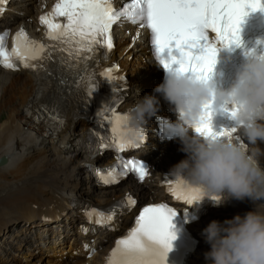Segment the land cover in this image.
Segmentation results:
<instances>
[{
    "label": "snow or ice",
    "instance_id": "6c2138e0",
    "mask_svg": "<svg viewBox=\"0 0 264 264\" xmlns=\"http://www.w3.org/2000/svg\"><path fill=\"white\" fill-rule=\"evenodd\" d=\"M264 10V0H130L119 10L113 7L112 0H57L51 12L40 17L41 24L46 26V38L59 42L69 51L70 55L80 59L82 52L92 53L96 46L107 50L113 48L112 27L122 17L147 28L151 32V44L161 63L168 70H173V64H179L175 71L191 73L202 80L211 79V73L217 63L219 48L240 46L242 44L241 25L249 11ZM60 18H66V21ZM209 32L215 33L210 37ZM7 33L0 34V66L18 70L19 66L37 71L38 74H49L43 61L53 59L52 52L47 51L44 43L29 38L21 28L14 37V46L9 50L6 46ZM178 49L179 56L173 54ZM200 49V51H196ZM56 50V49H53ZM168 50V57L163 53ZM252 50L248 55L254 54ZM86 61L87 56L83 57ZM41 61L40 63H34ZM64 63L63 58L60 61ZM85 68L87 65L85 64ZM118 66L106 68L101 73L108 81L117 79L113 75ZM94 75V74H93ZM93 75L87 77L89 83L86 94L91 97L94 85ZM81 81L84 77L80 78ZM122 79V77H121ZM64 81L61 80V84ZM79 87V85H77ZM117 91L113 87V92ZM118 103V101H117ZM213 104L206 106L201 121L195 130L204 136H227L230 140L240 142L247 147L239 137H234L236 129H223L217 132L212 127L214 114ZM233 117L236 108L231 110ZM107 113V114H106ZM101 122L110 125L109 135L97 136L95 147L89 144L93 154L102 153L106 148H115L118 153L128 148L139 147L137 140L128 137L125 127L129 114H121L115 107L105 106L97 113ZM63 124V119L53 117ZM140 133L144 129L139 130ZM129 172H135L143 181L148 173L146 164L137 159L125 160L122 156L111 167L94 168L98 183L111 185L118 183ZM169 193L178 201L192 204L203 198V192L188 186L183 180L166 181ZM219 199V197H213ZM136 204L135 199L126 194L117 208L131 209ZM116 209L105 213L92 209L86 212L88 218L96 216V223L111 224ZM177 210L167 203L151 204L143 207L136 217L135 226L128 234L116 241L107 264H168V253L173 248L176 239L174 217ZM87 231V229H85Z\"/></svg>",
    "mask_w": 264,
    "mask_h": 264
},
{
    "label": "bare ground",
    "instance_id": "6f19581e",
    "mask_svg": "<svg viewBox=\"0 0 264 264\" xmlns=\"http://www.w3.org/2000/svg\"><path fill=\"white\" fill-rule=\"evenodd\" d=\"M23 1V9L17 4V0L10 5L15 9L13 10L15 22L17 25H22V21L28 22L27 18H32L34 25L30 29H33L31 31L34 35L41 36L42 29H40L41 27L38 28V16L33 11L34 8L35 11L37 8L39 10V7L44 4V0ZM51 1L49 0V2ZM129 41L128 37H121L118 40L117 48L113 51L109 62L113 59L123 58L119 59L121 70L117 74L126 70L132 74L133 81H140L139 85L134 87V91L137 92L136 96L144 95L140 85L145 87L147 93H151L160 84L161 72L151 60L144 61L150 57V54L147 46L143 44L135 47H139L140 56L145 64L140 69L134 67V64L129 61L130 55L134 52L130 51L129 56L125 57V50ZM103 65L102 62H95L87 73L81 75L84 77L83 81H81V77L74 78L68 75L65 79L56 73L50 81L51 85L48 86V92H44L43 97L41 96L43 82L38 74L29 70L14 72L0 68V158L2 156L8 157L5 164H0V192L10 196L7 200H0V237H5L9 229L16 228L21 223H25L24 225L30 223L29 229L37 228L39 230L37 237H41L46 229L50 228V224L43 221V217L49 214H59L58 212H60V216L73 213L74 210L71 211L73 202H77L79 205L80 202H83L80 206H84L87 200H94L93 193L95 192L101 193L100 197L96 199L98 203L111 204L116 198L125 195V190L131 191L129 182L117 187L102 188L89 174L87 179L91 184L92 192L88 191L90 188L84 190L83 186L88 182L82 177V174L88 172L87 163L94 162L97 158L93 159L90 155H85L82 158L81 154L74 155L77 141L89 136L93 122L82 117L79 113L82 93L74 92L73 87L79 85L85 88L86 92L89 83L86 78L92 71L102 70ZM136 74L144 75V77L140 79ZM61 80L64 81L63 84H61ZM128 85L129 90L132 91L130 81L129 83L124 82L120 86L124 91ZM54 98L59 99L66 116L64 127L60 132H54L55 130H52L51 127L35 120L36 114L41 111L42 103L54 100ZM131 99L132 96L129 95L120 109L132 107L136 100L132 102ZM171 108L169 103L161 97L159 110L166 111ZM173 142L177 141L155 142L153 146L148 145L144 150L146 151L144 155L152 162L153 169H155L154 174L157 177H155V182L152 185H148L147 178L137 185L135 190L143 203L150 201L149 198L156 201L159 200V197L165 196L166 187L164 190L160 187L163 179L167 178L164 174L165 170L171 172L175 164L186 158L187 154L180 150L181 144L173 147ZM170 150L174 153L172 154ZM36 161H40V166H32ZM15 166L18 167L15 168ZM34 167H38V169ZM139 205L140 203L135 210L128 211L124 219L122 218L124 226L131 223L133 214L138 210ZM253 208L254 204L250 200L240 201L232 198V204L209 207L208 216L203 217L197 226L205 227L214 219L223 222L225 219L234 217L238 213L243 214ZM57 224L60 227V224ZM117 233L111 232L110 234ZM75 235L78 236L77 230H75ZM23 241L21 242L23 243ZM111 241L112 237L109 238L107 247ZM19 250L20 252L23 250L22 244L19 246ZM208 250L201 247L203 254L197 258L194 256L191 264H206L204 254ZM70 251H73L71 246ZM46 252L47 250L42 253L45 254ZM1 254L0 264H13L9 263L8 257ZM29 255L32 256L33 254ZM23 257L28 258L29 256L24 254ZM77 258L74 263V258H70L68 261L56 259L52 264H84V260H81L80 257ZM17 262L15 259V263ZM37 262L48 264L44 256L30 264H37ZM87 262L97 264L98 256L94 255Z\"/></svg>",
    "mask_w": 264,
    "mask_h": 264
},
{
    "label": "clouds",
    "instance_id": "9594fccd",
    "mask_svg": "<svg viewBox=\"0 0 264 264\" xmlns=\"http://www.w3.org/2000/svg\"><path fill=\"white\" fill-rule=\"evenodd\" d=\"M161 97L176 113L174 121H167L169 138L177 139L187 154L172 167L171 176L200 189L217 206L227 198L254 204L243 214L223 222L214 219L203 229L210 245L206 264H264V53L248 55L228 88L218 87L212 77L202 80L166 70L164 80L132 106L125 124L129 138L139 139V130L158 113ZM217 101L236 108L234 118L243 126L247 147L195 130L206 106Z\"/></svg>",
    "mask_w": 264,
    "mask_h": 264
},
{
    "label": "rangeland",
    "instance_id": "374dc122",
    "mask_svg": "<svg viewBox=\"0 0 264 264\" xmlns=\"http://www.w3.org/2000/svg\"><path fill=\"white\" fill-rule=\"evenodd\" d=\"M15 158H17V157H15ZM18 160H19V159H18ZM39 162H40V161H36L34 164H32V166H40V165H39ZM60 166H61V165H60ZM11 167H12V166H11ZM17 167H18V166H15V168H17ZM22 167H23V166H22ZM61 167H62V166H61ZM12 170H13V169H12ZM83 176H84V175H83ZM149 183H151V182H149ZM85 186H88L87 188L85 187L86 190L90 188V184H88V183H87ZM85 188H84V189H85ZM95 191H96V190H95ZM91 192H92V191H91ZM95 193H96V192H95ZM97 194H98V193H97ZM9 197H10L9 194L6 195V194H3V193L0 192V200H7ZM9 234H10V236H14L15 234H17V232H13L12 229H11L10 232H9ZM14 237H15V236H14ZM33 257H34V256H33ZM41 257H42V256H41ZM39 258H40V256H39ZM37 260H38V259H37ZM37 260H36V261H37ZM36 261H35V262H36ZM17 263H18V262H17ZM17 263H15V264H17ZM27 263H29V262H27ZM47 263H48V264H52L51 261H48ZM20 264H21V263H20Z\"/></svg>",
    "mask_w": 264,
    "mask_h": 264
},
{
    "label": "trees",
    "instance_id": "16d2710c",
    "mask_svg": "<svg viewBox=\"0 0 264 264\" xmlns=\"http://www.w3.org/2000/svg\"><path fill=\"white\" fill-rule=\"evenodd\" d=\"M35 169H38V167H34Z\"/></svg>",
    "mask_w": 264,
    "mask_h": 264
},
{
    "label": "water",
    "instance_id": "95a60500",
    "mask_svg": "<svg viewBox=\"0 0 264 264\" xmlns=\"http://www.w3.org/2000/svg\"><path fill=\"white\" fill-rule=\"evenodd\" d=\"M3 160H4V159H3ZM3 160H2V161H3Z\"/></svg>",
    "mask_w": 264,
    "mask_h": 264
}]
</instances>
